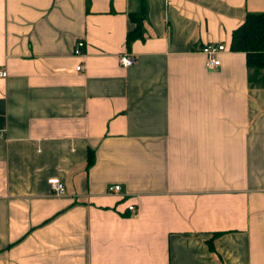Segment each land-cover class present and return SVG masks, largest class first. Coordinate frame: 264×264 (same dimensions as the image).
<instances>
[{"label": "crops", "instance_id": "crops-1", "mask_svg": "<svg viewBox=\"0 0 264 264\" xmlns=\"http://www.w3.org/2000/svg\"><path fill=\"white\" fill-rule=\"evenodd\" d=\"M140 1L0 0V264H264V0Z\"/></svg>", "mask_w": 264, "mask_h": 264}, {"label": "trees", "instance_id": "trees-1", "mask_svg": "<svg viewBox=\"0 0 264 264\" xmlns=\"http://www.w3.org/2000/svg\"><path fill=\"white\" fill-rule=\"evenodd\" d=\"M140 8L129 12V18L134 27L128 30L127 44L137 37H144L145 24L147 21L148 6L145 0L140 1ZM242 23L235 27L230 40V48L233 51H244L249 66L264 65V12L249 11ZM94 160L93 150L89 149L87 163L91 165ZM214 235L206 240L208 246L214 249Z\"/></svg>", "mask_w": 264, "mask_h": 264}, {"label": "built area", "instance_id": "built-area-1", "mask_svg": "<svg viewBox=\"0 0 264 264\" xmlns=\"http://www.w3.org/2000/svg\"><path fill=\"white\" fill-rule=\"evenodd\" d=\"M84 46H85V41L83 39H78L76 44L73 47V52L74 54H82L84 53ZM226 48V44L221 42V43H213V42H207L202 50L206 53V59H207V66L210 67H217L221 64V59L218 56L219 51L222 49ZM137 60L136 54H131L128 51H123L120 53V56L118 58V61L120 64L123 66H130L135 64ZM84 68V64L82 62H78L77 64V69L82 70ZM7 73L6 70H0V75L5 76ZM49 182L51 183L52 189L54 193L63 195L66 193V186L63 180H61L57 176H52V178L48 179ZM122 188L120 183H110L107 187L108 192H117L120 191ZM129 209L132 211L136 210V206L133 203H130Z\"/></svg>", "mask_w": 264, "mask_h": 264}]
</instances>
